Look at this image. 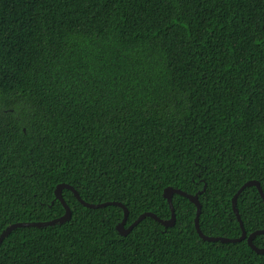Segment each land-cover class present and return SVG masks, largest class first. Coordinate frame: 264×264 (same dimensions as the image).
<instances>
[{
	"label": "trees",
	"instance_id": "1",
	"mask_svg": "<svg viewBox=\"0 0 264 264\" xmlns=\"http://www.w3.org/2000/svg\"><path fill=\"white\" fill-rule=\"evenodd\" d=\"M251 179L264 192V0H0V233L61 216L65 182L122 202L126 227L170 217L165 187H205L201 231L238 237ZM62 196L71 217L13 229L0 264H264L245 239H201L179 194L173 226L126 235L119 206ZM236 206L264 229L255 186Z\"/></svg>",
	"mask_w": 264,
	"mask_h": 264
},
{
	"label": "water",
	"instance_id": "2",
	"mask_svg": "<svg viewBox=\"0 0 264 264\" xmlns=\"http://www.w3.org/2000/svg\"><path fill=\"white\" fill-rule=\"evenodd\" d=\"M247 186H255L258 190V193L260 194L263 202H264V192L261 188L260 182L256 179H251V180H247L246 182H244L235 192V194L232 196L231 199V204H232V209L233 212L235 213L236 219L239 222L240 228H241V234L238 237H227V236H221V235H207L204 234L199 226V215L201 212V203L198 199V194L202 193L205 189V187L202 188V190H200L199 192L195 193V194H190L185 192L184 190L177 188V187H173V186H167L163 189V196L164 198L167 200L168 204H169V208H170V217L163 219L160 218L159 216H157L155 213L151 212V211H145L141 214H139V216L127 227L125 226L127 217H128V209L127 207L119 201H105V202H97V203H92V202H87L85 200H83L78 191L70 184L65 183V182H61L58 183L55 187L54 190V194H55V199L59 200L61 202V204L64 207V213L61 216H58L56 218L50 219V220H44V221H19V222H14L9 224L7 227H5L1 233H0V243L2 242V240L15 228L18 227H25V226H34V227H43V226H48V225H53L55 223H62L65 222L66 220H68L71 217V210L70 207L66 204L63 196H62V190L64 188H67L69 190L72 191V193L74 194V196L76 197V199L85 207L88 208H99V207H104L106 205H117L119 206L122 211H123V216L121 221L116 225V230L118 231V233L120 235H126L128 234L131 229L133 227H135L141 220H143L145 217H151L154 220L158 221L159 223H161L164 227H171L175 224V211H174V206H173V202H172V196L174 194H179L181 196H184L186 198H188L193 204H195L196 206V212H195V217H194V226L196 229V232L198 234V236L206 241H220V242H239L242 240H246L248 246L253 249L255 252L257 253H264V246L259 247L257 245H255L253 243V238L256 235L259 234H264V229H256L254 231H252L251 233L247 234L246 230L243 226L241 217L239 215L237 206H236V200L238 195L240 194V192Z\"/></svg>",
	"mask_w": 264,
	"mask_h": 264
}]
</instances>
